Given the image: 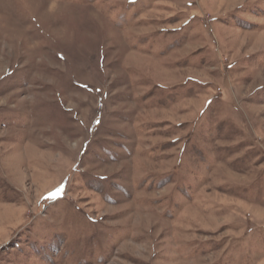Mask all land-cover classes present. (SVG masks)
<instances>
[{"label":"rangeland","instance_id":"1","mask_svg":"<svg viewBox=\"0 0 264 264\" xmlns=\"http://www.w3.org/2000/svg\"><path fill=\"white\" fill-rule=\"evenodd\" d=\"M0 264H264V0H0Z\"/></svg>","mask_w":264,"mask_h":264}]
</instances>
